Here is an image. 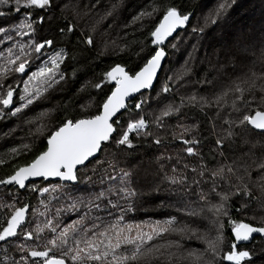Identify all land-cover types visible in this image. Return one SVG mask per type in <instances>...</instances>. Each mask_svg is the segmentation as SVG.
<instances>
[{
    "label": "snow or ice",
    "instance_id": "snow-or-ice-1",
    "mask_svg": "<svg viewBox=\"0 0 264 264\" xmlns=\"http://www.w3.org/2000/svg\"><path fill=\"white\" fill-rule=\"evenodd\" d=\"M51 7L52 0H0V8L7 9L0 11V17L12 13L19 14L22 9L27 10L26 17H22L11 29L0 27V33H5L8 40L12 39L8 34L12 31L19 37H35L37 26L43 25L45 17L37 15L33 18L32 10H50ZM227 7V3L219 4L214 13L204 17L205 24L209 21L215 24L216 19ZM106 15H111V12ZM190 16V13L182 12L171 0L167 3L163 0H151L145 8L132 17L130 23L135 24L145 18L158 19V23H155L150 31L151 44L156 46L153 51L135 68L126 69L120 63H116L104 71L102 78L91 86L99 90L102 86L111 85L110 91L98 100L93 97L88 105H81V108L85 109L91 108L94 104L95 112L88 111L83 115L66 116L51 129L41 124L36 129V135L46 136L45 146L30 161L15 166L10 174L0 179V185H15L20 189L28 187L26 181L30 178H41L43 181L55 178L60 182H72L75 185L81 182L80 169H87L92 165V174L98 176V179L93 182L92 177L86 175L85 181L100 186L96 191L79 190L82 195L75 197L68 193V206L57 208L56 217H50L48 210L51 201L56 198L53 194L65 188L63 183L32 186L29 189L38 193L40 197H48V199H39L42 211L29 204L19 207L11 203L0 204V209H7L5 220L0 221V241L19 238L21 234L25 240L36 241L34 245L24 243L16 245L21 256L14 264H161L162 260L167 261V264H175L176 260L185 256L190 260V264H223L224 261L230 264H242L251 260V250L240 249L239 244L250 241L253 234L264 237V156L259 160L254 158L251 164L246 161L238 164L234 160L231 164L225 162L217 163L213 167L205 164L199 168L193 167L191 171L194 173V178L190 184L183 175L179 178L175 175V168L172 170L173 175L165 177L171 185H178L185 196L196 195L199 199V208H193L189 204L179 208L178 211L187 217L202 219H208L209 216L206 214H210L215 235L201 232L173 215L164 220L135 221L129 218L127 213L137 208L136 199L158 196L159 187L140 192L134 186L132 171L119 167L115 155L111 160L97 159L99 154L105 152L113 143L117 150L124 146L128 149L133 148L131 133H136L138 137L141 133L151 135L148 132L149 122L144 116L128 119L125 126L120 113L121 110L130 111L128 100L133 94L140 93L142 89H149L153 85L157 71L162 66V58L165 56L161 45L178 28L185 27ZM199 30L203 31V28ZM59 31L62 36L65 31L72 33L75 31V25L67 23ZM196 31L194 27L193 32ZM54 43L52 39L36 42L34 38H30L26 42H16L6 48V56L0 53L2 60L0 105L4 109H8L14 103V89L11 84L4 89V82L12 73L27 75V78L23 79L24 87L20 91L19 106L10 109L11 115H17L34 101L42 99L45 92L65 79L61 65L65 62L67 53L63 48L52 51L47 55V59L41 58L45 54V47H51ZM80 43L93 46L91 33L83 36ZM72 58L75 59V56ZM259 60L264 67V50L259 53ZM36 61H39L38 66L35 65ZM33 66H35L34 71H26ZM162 91L165 93L170 91L167 83ZM150 99L151 97L142 98L135 103V108L141 110L142 105ZM200 100L209 106L214 103L219 108L229 105L231 112L236 116L233 119L230 114L224 119L223 122L228 125L227 135L216 139L217 150L221 156H224L222 146L225 140H230L236 135L234 128L250 126V130L258 131L260 136H264V71L257 73L250 70L230 81V85L216 95L214 101H207L204 97H200ZM188 101L195 104L197 98L191 96ZM183 103L182 99L181 104ZM253 103L257 105L255 108L252 107ZM203 106L202 104L201 107ZM178 111L179 106L167 105L161 110L160 115L155 117V124L159 127L163 117H170ZM46 114L47 110L41 115ZM0 115H4L2 109ZM187 132L188 129L184 128V134ZM153 142L159 144L160 140L157 138ZM182 143L188 145L183 151L189 156L196 154L192 146L198 143L196 139L182 138ZM245 143L248 141L246 140ZM23 148L31 152L29 145H24ZM17 153L16 148L10 150V154ZM5 162V159L0 157V164ZM187 167L188 165H185V168ZM253 173L256 175L255 179L252 178ZM202 183L211 184L208 191L203 190ZM192 185L197 189L194 193L189 192ZM225 185H227L225 190H218L224 189ZM253 189L259 195H256ZM171 191L175 194L174 190ZM213 197H215L214 201ZM236 201H239V205L235 207L236 218H234L233 205ZM148 203L149 200L141 199L140 206L143 207ZM253 203L258 205V209H252ZM160 206H164L163 202ZM29 208L33 216H44L45 220H38L34 226L25 229V223H29L26 217ZM78 209L85 210L83 214L77 212L78 219L61 223L59 217L63 212ZM117 209L119 214L113 217V210ZM101 210L108 212L107 219L92 215L93 211ZM257 210L261 215L255 225L238 218L243 216L249 221L257 220ZM225 223L230 228L231 238H234L230 244L225 239ZM169 237L173 238L169 239ZM193 239L203 244L202 250L187 249L182 243ZM161 240L163 243L158 242Z\"/></svg>",
    "mask_w": 264,
    "mask_h": 264
},
{
    "label": "trees",
    "instance_id": "trees-1",
    "mask_svg": "<svg viewBox=\"0 0 264 264\" xmlns=\"http://www.w3.org/2000/svg\"><path fill=\"white\" fill-rule=\"evenodd\" d=\"M112 1L114 4H117L116 6H120L121 9L122 7L124 8L121 18L124 19L127 28L125 33L120 36L116 49L110 51L100 45L97 46L94 44L93 46H88L80 43V40L83 39L84 36L83 31L75 25L70 15L62 16L56 9L53 12L54 15H52V17L48 16L47 9L32 10L33 18L37 15H43L45 17L43 25L37 26L35 37H19L15 35L14 31H12L8 33L12 36V39L8 40L5 33H0V53H3L5 56L7 55V52H5L6 48L11 47L12 44L16 42H26L30 38H34L36 42H41L44 39H52L55 41L54 45L51 47H45V54L41 57L42 59H47L48 54L61 48L67 53L66 60L61 65L65 79L45 92L42 99L34 101L33 104L27 106L15 116L10 114V109L19 106V95L22 87L21 81L26 74L12 73L7 78V81L4 82V89H6L9 84H11L14 89V103L10 105L8 109H4L3 106L0 105V109L4 112V115H0V157H3L6 161L4 164H0V179L10 174L15 166H20L30 161L38 151L45 146L46 136L39 137L36 135V129L41 124L45 125L48 129H51L53 125L57 124L66 116L77 114L83 115L88 111L95 112L94 104L91 108L85 109H82L81 105H88L93 97L98 100L103 97L106 92L110 91L111 85L102 86V89L99 90L91 86L92 83L98 82L102 78L104 71L108 70L116 63H120L126 69L135 68L147 58L150 52L153 51L154 47L151 44L150 31L154 28L155 23H158V19H156V17L145 18L143 21L131 24L132 26L130 27L132 17L145 8L151 0ZM206 1L207 0H171V2L179 7L182 12L193 13L189 25L182 31L189 28L191 23L195 20L198 11ZM163 2L167 3L169 0H163ZM237 3L238 1H232L227 10L229 19H227L228 25L225 27L224 33H229V36L227 37L228 43L224 51L218 57L220 60L225 58V64L228 69V79L226 81H229L226 83V87H228L230 81L234 80L237 76L248 73L250 70L256 71L257 73L264 71V67H262L261 61L259 60V53L264 50V0H242V6H240L241 4L237 5ZM0 11H7V9L0 8ZM26 15L27 10L22 9L19 14L12 13L6 17H0V27L11 29L22 17H26ZM158 15L159 13H157V16ZM67 23L75 25V31L72 33L65 31L62 36L59 29L65 27ZM180 32H178L176 36ZM81 33H83V36H81ZM176 36H174L169 42H171ZM167 44L165 45V51L167 53L166 60L169 55V51L166 49ZM217 46H219V44H217ZM214 47H216V43L214 44ZM73 56H75V59L72 58ZM166 60L163 68L166 65ZM0 63H2V60H0ZM38 64L39 61H36L35 65L38 66ZM202 64L204 63L197 64L196 67ZM34 70L35 66L30 67L26 71ZM162 70L154 87L139 95L155 90L159 81L158 79L161 77ZM196 75L197 78H199L198 72ZM0 91H2V89H0ZM139 95L128 102L130 111L124 110L120 114V118L126 112H131L136 109L134 102L139 98ZM256 106L257 105L253 103L252 107L255 108ZM46 110L47 114L42 116L41 114L45 113ZM213 114H217L213 106L204 105L201 107V105L197 106L195 104H190L182 107V116L198 124V136L194 138L198 143L192 145L196 154L193 156L188 155L185 161H178L175 165L173 162L163 164L164 170L171 171L175 168V175H177L178 178L183 175L190 184L194 178V173L191 171L193 167L199 168L202 164L213 167L217 163H225L231 159L236 162L239 161L238 164H240L246 160L252 159V153L255 154L254 157L256 160H259L260 157L264 156V146H261V144H263V141L261 140L264 139V136H260L258 131L250 130V127L240 128L239 131L234 128L233 131L236 135L230 140L225 141L222 146L224 156H221L219 150H217L218 146L215 143L216 140L214 133L210 131L211 115ZM176 118L177 117L175 116L170 117V121H172L169 123L171 124V129L166 133V137L161 140L164 145L154 143L153 141L157 138L153 137V135H143L141 133L138 137L136 133H131L130 136L133 141V148L128 149L124 146L122 149L117 150L113 143L105 152H101L97 159L111 160L112 156L115 155L116 159L119 161V167L126 169L130 168L132 173H134L132 169L140 166L141 163L152 160V158H154L153 156H156L155 159L158 160L160 158L159 155L162 154L161 148L163 147L170 149V153L164 155V157L175 156L178 158L179 153L188 145L182 143V138L186 139L183 135H173V133L177 131L175 127L177 126L176 123L178 122V118ZM17 123L20 128L16 127ZM246 140L248 143H245ZM257 141L261 142L257 143ZM24 145H29L31 147V152L24 150ZM253 145L255 146L253 147ZM12 148L18 149V153L10 154ZM246 153L247 155H245ZM185 165H188V167L185 168ZM84 171V168L80 169V183L75 185L63 183L68 186L65 191L66 195L68 193L73 197L82 195V192L79 190L83 189L89 191L99 190L100 186L98 184H89L85 181ZM86 174L87 176L92 177L93 182L98 179V176H93L91 171H86ZM132 178L137 190L141 186V191H138L147 192L154 189L152 188V184L146 185L142 179L134 178V175ZM50 183L62 182H46L43 180L30 182L27 184L28 187L24 188L22 191L14 185H0V204L7 205L11 203L17 207L29 204L38 207L40 206L39 199H48V197H40L38 193L32 192L29 189L32 186H43ZM166 185L169 186L166 190H162L164 187H159L158 196L138 197L136 199V210L127 213V216L135 221H144L164 220L168 219L170 215H173L181 221V219H183V213L179 212L178 209L184 208L182 202L187 199V196L180 191L178 185L173 186L171 184H165L164 186ZM201 187L204 191H208L211 184L202 183ZM171 190H174L175 194H173V191ZM196 191L197 189L195 185H192L189 188L190 193ZM160 192L163 195H161ZM253 192L256 195H259L255 189H253ZM53 195L55 197L58 196L55 193ZM188 197L194 199L197 198L196 203H200L196 195H188ZM141 199H147L150 203L141 207ZM68 202V196L52 200L48 210L49 216L56 217V209L67 208ZM161 202H163L164 206H160ZM238 205L239 201H236L233 205L234 218H236L235 207ZM253 207L256 208L258 205L253 203L252 208ZM84 211V209L66 211L62 213L59 219L62 224L68 223L71 220L79 218L77 212L83 214ZM6 213V208L0 209V221L5 220ZM118 214V209L113 210V217ZM92 215H99L105 219L108 218V212L106 210H101L99 212L93 211ZM26 217L29 223H25L24 227L34 225L38 220H45V217H43V219L38 218L34 220L33 218L35 216H33L31 208L28 209ZM238 218L245 219V222H252L254 225L259 220L258 217L257 220L253 221H249L243 216ZM95 222L99 223V221ZM224 234L227 243L230 244L234 238H231L230 228L226 223ZM171 238L173 237H169V239ZM41 242L43 241L41 240ZM158 242L163 243L162 240ZM185 242L186 241H183V243ZM21 243L34 245L36 241L25 240L23 235H20L19 238H8L7 241H0V264H14L15 261L19 260L21 253L18 251L16 245ZM239 247L243 250H251V260L244 261L242 264H264V237H254V239L248 244L240 242ZM223 264H230V262L224 261Z\"/></svg>",
    "mask_w": 264,
    "mask_h": 264
},
{
    "label": "rangeland",
    "instance_id": "rangeland-1",
    "mask_svg": "<svg viewBox=\"0 0 264 264\" xmlns=\"http://www.w3.org/2000/svg\"><path fill=\"white\" fill-rule=\"evenodd\" d=\"M232 1L234 0H207L198 11L195 20L191 23L189 28L180 32L167 44L166 49L169 51V55L166 60V65L162 70L161 77L158 79L157 87L152 92L139 95L136 102L142 98L151 97V99L142 105L141 110L135 109L131 112H126L121 117L125 126L128 119L144 116L149 122L148 132L151 133L153 137L160 140V145H164L161 140L166 137V133L171 129V124L169 123L172 121H170V117L175 116L178 118V122L175 127L177 131H175L173 135L178 136L181 134L188 140H193L198 136V124L182 116V107L184 105L193 104L188 101V98L191 96H196L197 98V103H195V105L200 106L203 104L206 106L207 104H204V101H201L200 97H204L207 101H214L215 96L226 88V83L229 81H226L228 79V69L225 64V58L220 60L218 57L224 51L228 43L227 37L229 36V33H224V30L228 25L227 19H229V15L227 10ZM235 1H238L237 5H243V3H241L242 0ZM221 3H227V9L216 19L215 24L210 21L205 24L204 17L208 16L210 13H214L215 9ZM116 5L117 4H114L112 0H52L51 9L47 10L49 17L54 15L53 12L55 9L62 16L70 15L75 25L83 31L84 36L91 33L95 45L103 46L110 51L116 49L120 36L125 33L127 28V24L124 22V19L121 18L124 8L122 7L121 9L120 6ZM108 12H111V15H106ZM131 26L130 23V27ZM194 27L197 29L196 32H193ZM200 28H203V31H200ZM215 43L216 47H214ZM217 44H219V46H217ZM172 45H175V47ZM201 63L204 64L196 67L197 64ZM197 72L199 78H197ZM26 78L27 75L23 79ZM23 79L21 81V89L24 87ZM165 83H167V86L170 89L167 93L162 91ZM182 99L184 100L183 104H181ZM136 102H134V105ZM230 103L231 101L229 100V104ZM169 104L179 106V111L173 113L170 117H163L162 124L157 127L154 122L155 117L160 115L161 110ZM212 106L217 114L211 115L210 131L214 133L216 140L218 138H224L227 135L226 129L228 128V125L223 122L224 119L230 114L233 119H235L236 116L231 112L229 105L219 108L213 103ZM16 127L20 128L18 123L16 124ZM184 128L188 129L187 134H184ZM236 130L239 131L240 128ZM142 134L146 135L144 133ZM261 141H263L261 146H264V139ZM161 152L162 154L159 155L160 158L158 160L155 159L156 156H153L154 158H152V160L141 163L140 166L132 170L134 171V178L142 179L146 185L152 184V188L154 189L158 186L161 188L164 187L162 190H166L169 186L164 185L170 183L165 177L167 175H173L174 173L172 170H164L163 164L173 162L175 165L178 161H185L188 154L182 150L183 153H179L180 158L178 157V159L175 156L164 157V155L170 153L169 148L163 147L161 148ZM254 156L255 154L252 153V159L246 160V162H250L251 164L255 158ZM233 161L234 160L231 159L228 160L227 163L231 164ZM93 163H95V161H93ZM237 163H239V161ZM91 168L92 165H89L87 169H84L85 176L87 175L86 171H91ZM252 178H256L255 173H253ZM67 187L68 186L65 185V188L61 192L55 193L58 196L53 200L67 197L65 193ZM226 188L225 185L224 189L218 190H225ZM138 190L141 191V186ZM160 194L163 195L161 192ZM214 200L215 197H213V201ZM196 202L197 198L194 199L187 196V199H185L182 204L184 207L190 204L193 208H199L200 203ZM37 208L42 211L41 206H38ZM252 209H258V207H253ZM206 215L209 216L208 219L192 218L183 214L182 218L184 221L183 219H181V221L188 223L193 228L199 229L201 232H210L212 235H215L213 225L211 224L210 214ZM260 215L261 212L257 210L256 216L259 218ZM43 217L44 216L34 217L33 219H43ZM193 220H195V222H192ZM32 226L29 225L25 227V229H29ZM183 244L187 249H203V244L195 239L186 241ZM161 263L167 264V261L162 260ZM175 264H190V260L185 256L176 260Z\"/></svg>",
    "mask_w": 264,
    "mask_h": 264
},
{
    "label": "water",
    "instance_id": "water-1",
    "mask_svg": "<svg viewBox=\"0 0 264 264\" xmlns=\"http://www.w3.org/2000/svg\"><path fill=\"white\" fill-rule=\"evenodd\" d=\"M190 14H191V16H190V20H189L188 22H186L185 27H183V28H178V29L172 34V36L166 38L165 43H164L163 45H161V47H163L164 51H165V45H166V44H167V43H168V42H169L174 36H176V34H177L178 32L182 31L184 28H186V27L189 25L193 13L190 12ZM153 47L155 48L156 46L153 45ZM166 57H167V53H166V51H165V56L162 58V61H161V65H162V66H161V67L158 69V71H157V76H156V77L154 78V80H153V85H152L149 89H142L140 93L133 94V96L128 100V102H129L130 100L134 99V98H135L136 96H138L139 94H141V93H143V92H146V91H148V90H150V89H152V88L154 87V85H155V83H156V80H157V78H158V76H159V74H160V72H161V70H162V68H163V65H164V62H165V60H166ZM123 111H124V110H121V113H122ZM121 113H120V114H121ZM249 127H250V126H249ZM39 180H42V179H41V178H30L29 181H26V185H27L28 183H30V182H36V181H39ZM49 181L57 182V181H59V180H58V179H55V178H50V179H49L48 181H46V182H49ZM59 182H60V181H59ZM62 183H70V184H73L72 182H62ZM14 186H15V185H14ZM16 187H17L20 191L24 190V189H20L18 186H16ZM26 214H27V213H26ZM257 236L262 237L260 234H253V236L250 237V241L241 242V243H243V244H248V243H250V242L254 239V237H257Z\"/></svg>",
    "mask_w": 264,
    "mask_h": 264
}]
</instances>
